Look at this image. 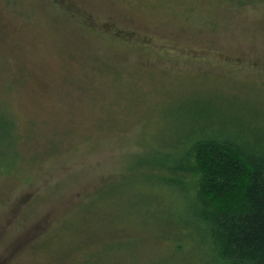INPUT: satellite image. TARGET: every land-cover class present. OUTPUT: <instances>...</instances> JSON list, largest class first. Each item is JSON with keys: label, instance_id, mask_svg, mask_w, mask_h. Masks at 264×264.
<instances>
[{"label": "rangeland", "instance_id": "1", "mask_svg": "<svg viewBox=\"0 0 264 264\" xmlns=\"http://www.w3.org/2000/svg\"><path fill=\"white\" fill-rule=\"evenodd\" d=\"M247 123L264 0H0V264H201L166 253L175 146Z\"/></svg>", "mask_w": 264, "mask_h": 264}, {"label": "trees", "instance_id": "2", "mask_svg": "<svg viewBox=\"0 0 264 264\" xmlns=\"http://www.w3.org/2000/svg\"><path fill=\"white\" fill-rule=\"evenodd\" d=\"M255 124L242 125V140L209 124L180 136L173 170L197 174L198 181L194 193L177 180L165 182L187 200L178 221H165L175 230L167 234L176 236L166 251L172 258L190 240L201 264H264V126Z\"/></svg>", "mask_w": 264, "mask_h": 264}]
</instances>
